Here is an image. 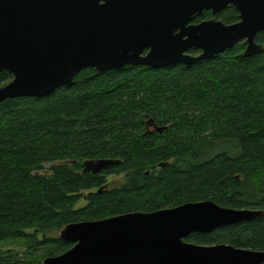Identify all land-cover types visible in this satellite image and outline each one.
<instances>
[{"label":"trees","instance_id":"16d2710c","mask_svg":"<svg viewBox=\"0 0 264 264\" xmlns=\"http://www.w3.org/2000/svg\"><path fill=\"white\" fill-rule=\"evenodd\" d=\"M211 19L232 25L240 14L194 23ZM256 43L263 51L250 57L241 41L193 65L86 69L51 94L2 102L0 246L20 244L32 253L22 264H40L72 249L49 234L73 223L203 201L264 211V32ZM12 80L1 72L0 88ZM94 160L119 164L84 172ZM114 175L126 179L109 189ZM186 241L264 251V216Z\"/></svg>","mask_w":264,"mask_h":264},{"label":"water","instance_id":"95a60500","mask_svg":"<svg viewBox=\"0 0 264 264\" xmlns=\"http://www.w3.org/2000/svg\"><path fill=\"white\" fill-rule=\"evenodd\" d=\"M228 7L239 12L238 23H194L204 12ZM262 32L264 0H0V73L13 75L0 88V104L51 94L86 69L193 65L241 41L247 42L244 55L254 56L263 51L256 43ZM192 49L202 54L194 57ZM117 164L87 161L84 172L100 174ZM262 216L263 210L203 201L73 223L59 237L72 249L40 264H264V251L186 241Z\"/></svg>","mask_w":264,"mask_h":264},{"label":"rangeland","instance_id":"374dc122","mask_svg":"<svg viewBox=\"0 0 264 264\" xmlns=\"http://www.w3.org/2000/svg\"><path fill=\"white\" fill-rule=\"evenodd\" d=\"M125 176H110L108 177V183L109 189H114L119 187L122 183L125 181ZM86 195V194H85ZM87 201L85 199L81 200L79 204L77 205V208H84L87 206ZM52 237H60V231H55L49 234ZM42 234L40 235V238H42ZM48 251V250H47ZM28 251L27 248H23L20 244L17 243H9L6 245L0 246V258H6L5 261L11 263V264H22L26 263V261L30 258L32 253ZM38 255H42V252ZM43 262V261H42Z\"/></svg>","mask_w":264,"mask_h":264},{"label":"flooded vegetation","instance_id":"af4514ba","mask_svg":"<svg viewBox=\"0 0 264 264\" xmlns=\"http://www.w3.org/2000/svg\"><path fill=\"white\" fill-rule=\"evenodd\" d=\"M218 21V20H217ZM195 24H198V23H195ZM148 53V51L145 53V55ZM202 52L200 51L199 54H201ZM148 129H151L153 130L154 128L152 126H149Z\"/></svg>","mask_w":264,"mask_h":264}]
</instances>
